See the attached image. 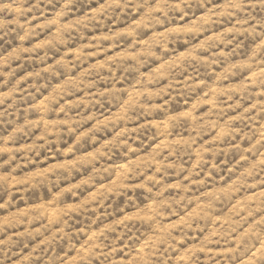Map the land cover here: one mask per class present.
I'll use <instances>...</instances> for the list:
<instances>
[{
	"label": "clouds",
	"instance_id": "clouds-1",
	"mask_svg": "<svg viewBox=\"0 0 264 264\" xmlns=\"http://www.w3.org/2000/svg\"><path fill=\"white\" fill-rule=\"evenodd\" d=\"M0 264H264V0H0Z\"/></svg>",
	"mask_w": 264,
	"mask_h": 264
}]
</instances>
